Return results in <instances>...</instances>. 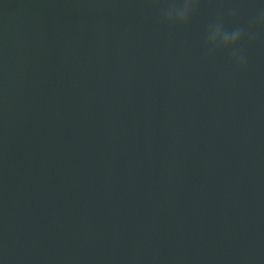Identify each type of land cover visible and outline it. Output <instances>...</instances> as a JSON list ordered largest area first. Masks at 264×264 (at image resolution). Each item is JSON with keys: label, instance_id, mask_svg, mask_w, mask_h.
Wrapping results in <instances>:
<instances>
[{"label": "water", "instance_id": "95a60500", "mask_svg": "<svg viewBox=\"0 0 264 264\" xmlns=\"http://www.w3.org/2000/svg\"><path fill=\"white\" fill-rule=\"evenodd\" d=\"M262 10L0 0V264H264Z\"/></svg>", "mask_w": 264, "mask_h": 264}, {"label": "clouds", "instance_id": "9594fccd", "mask_svg": "<svg viewBox=\"0 0 264 264\" xmlns=\"http://www.w3.org/2000/svg\"><path fill=\"white\" fill-rule=\"evenodd\" d=\"M152 6L160 5L164 8L161 22L167 27H183L188 23L192 13L199 6V0H149ZM258 24L264 27V10L255 18L252 26ZM250 26V29L251 27ZM248 35H251V31ZM246 32L243 28L227 29L222 17H218L214 24L210 25L205 33V47L211 52L227 51L231 53V60L237 70L245 66L246 57L241 50Z\"/></svg>", "mask_w": 264, "mask_h": 264}]
</instances>
